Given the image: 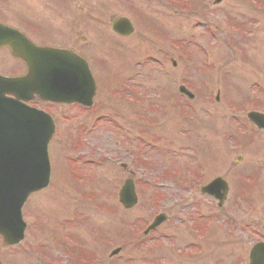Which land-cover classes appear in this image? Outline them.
Returning <instances> with one entry per match:
<instances>
[{
    "label": "rangeland",
    "instance_id": "1",
    "mask_svg": "<svg viewBox=\"0 0 264 264\" xmlns=\"http://www.w3.org/2000/svg\"><path fill=\"white\" fill-rule=\"evenodd\" d=\"M255 1L259 6L249 0H198L184 11L166 0H81L71 2L69 10L59 6L64 0H33V13L54 23L57 30L51 38L59 46L74 47L97 60L93 72L99 75L98 94L95 108L88 112L74 106H44L56 117L57 125L50 142L55 150L53 159L50 150L51 182L24 207L25 240L16 248L5 247L0 240L4 264H239L241 259L248 264L251 246L264 224V131H256L247 121L249 111L264 112V0ZM20 3L29 10L27 0ZM135 11V33L117 39L119 47L102 40V46L111 49L105 47L97 53L94 28L99 24L105 33L113 34L111 20L118 15L133 18ZM140 15L156 28L152 24L146 27V19ZM0 16L6 19L3 11ZM229 21L239 24L243 33L229 30ZM32 29L34 39H43ZM250 31L255 35L248 36ZM60 33L67 36L65 40ZM82 36L86 38L82 40ZM222 39L229 44H220ZM4 53L8 57H0V70L21 71L22 63L8 49ZM182 83L193 91L194 99L179 91ZM172 106L183 107V114L190 118ZM234 107L240 115L232 123ZM99 115L103 118L94 131L78 139L80 131ZM116 123L125 129H118ZM239 127L244 135L238 133ZM229 131L235 142L226 136ZM152 141L157 143L153 150L148 146ZM208 144L210 151L205 148ZM132 152L138 177L183 181V175L169 178L168 170L187 173L182 167L191 169V161L200 156V167L206 168L201 176L207 181L218 176L228 181L230 190L221 209L216 200L199 195L198 183L196 190L190 189L195 192L193 200L198 201V211L193 213L199 228L203 229L206 220L212 222V234L203 240L202 254H183L199 240L179 217L181 210L187 218L193 215L188 204L176 203L177 189L139 182L138 204L127 210L119 202V188L129 175L118 158L130 160ZM77 155L99 161L76 165L84 174L81 183L71 171ZM147 158L150 161L144 162ZM59 162L61 169L57 168ZM248 180L253 181L247 184ZM159 212L168 219L140 237ZM200 213L208 217L201 219ZM116 248H122L121 252L110 257Z\"/></svg>",
    "mask_w": 264,
    "mask_h": 264
},
{
    "label": "water",
    "instance_id": "2",
    "mask_svg": "<svg viewBox=\"0 0 264 264\" xmlns=\"http://www.w3.org/2000/svg\"><path fill=\"white\" fill-rule=\"evenodd\" d=\"M119 26L122 27V33L131 31L126 18L121 17L116 21L114 27ZM12 46L14 54L24 58L31 70L36 67L32 52L24 48H16L15 44ZM38 52L47 55L53 65L46 68L50 69V72L52 70L49 76H36L39 79L37 84L34 75L25 78L0 77V234L9 244H15L23 237L25 224L22 222L20 211L23 203L30 193L41 190L49 183L47 145L54 132V124L51 118L41 111L35 109L28 111L29 109H23L22 105L12 104L3 98L5 92L24 94L23 97L40 93L47 99L78 101L88 106L93 105L95 95V84L88 65L72 51L42 48L38 49ZM76 70H80V76L77 75ZM69 77H76L81 81L70 84L67 82ZM29 79H32L31 83ZM41 79L44 81L41 82ZM12 86H16L18 90L9 89ZM72 86L74 89L71 88ZM20 87L24 88V91L19 90ZM250 117L259 120L261 117L264 118V115L251 113ZM218 181L221 179L216 180ZM222 187L226 192V185ZM120 197L126 207L136 204L137 196L131 181L126 182ZM162 220L163 216L158 217L152 227ZM117 252L118 250H115L113 254ZM250 264H264V249L260 244L253 248Z\"/></svg>",
    "mask_w": 264,
    "mask_h": 264
},
{
    "label": "flooded vegetation",
    "instance_id": "3",
    "mask_svg": "<svg viewBox=\"0 0 264 264\" xmlns=\"http://www.w3.org/2000/svg\"><path fill=\"white\" fill-rule=\"evenodd\" d=\"M14 1H15V3L13 4L9 0H0V11H3L5 13V17H6V19H5V18H2L0 16V23L20 31L23 35L28 37L33 43H35L37 45H41V46L52 45V46H57V47H61V48H70V49H73L74 51L78 52V54H80L81 56L85 55L84 53L78 51L74 47L59 46L57 44V42L54 41L53 38H51L52 37L51 35L54 34V32L57 29L54 27L53 22H48L47 20H45L44 16H43V18L41 16H36L35 15V14H37L36 11H35V13H33V7H34V4H32L33 0H27L29 5H30V7H28L29 10L27 8L25 10L22 5H24V6H26V5L24 3H20V1L23 2L24 0H14ZM77 1H81V0H64V2L59 3L60 4L59 6L65 7L66 9L69 10L70 9L69 4H71V2H77ZM172 1H175V0H172ZM191 1H193V0H191ZM19 4H22V5H19ZM128 9L134 10V9H131V6H129ZM136 12L137 11H135L133 18L130 17L132 20L134 19ZM15 13H16V15H15ZM7 14H9L10 16H8ZM45 16L54 19L53 16L50 14H45ZM141 17H143V15H140V18ZM31 23H33L34 25H32ZM32 26L34 29H36L43 36V39L45 38L47 40L44 41L39 36L37 37V39H34L33 37H35V36L33 33H31V30H33ZM34 26H36V27H34ZM42 26H49V28L44 29V28H41ZM60 35H61L60 38H63L64 40L67 37L63 33L62 34L60 33ZM85 38L86 37L82 36V40H84ZM5 49L6 48H0V51H1L0 57L2 55H4L3 58L8 57L7 53H4ZM1 53H4V54H1ZM13 59H15V58H13ZM15 60H18V59H15ZM27 71H28L27 67L25 66V64L22 63V70L21 71L9 72L7 70H5V71L0 70V73H2V74L11 73V74L23 76V75H26ZM262 230H263V232L259 236L260 241L264 240V225L262 226Z\"/></svg>",
    "mask_w": 264,
    "mask_h": 264
}]
</instances>
